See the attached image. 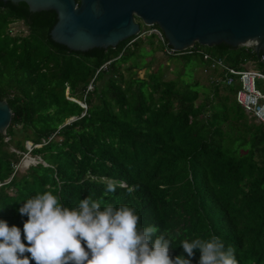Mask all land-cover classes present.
<instances>
[{
	"label": "trees",
	"instance_id": "16d2710c",
	"mask_svg": "<svg viewBox=\"0 0 264 264\" xmlns=\"http://www.w3.org/2000/svg\"><path fill=\"white\" fill-rule=\"evenodd\" d=\"M14 21L25 34H11ZM54 22L52 10L0 0V99L11 112L0 135V219L20 227L27 243L28 217L19 212L26 199L52 191L73 208L90 196L102 206L134 207L141 227L158 226L157 234L172 238V258H188L181 241L216 235L234 247L237 264H264V126L249 122L235 102L236 85L218 74L206 92L193 80H163L160 66L139 78L152 52L203 62L193 53L165 54L163 36L143 50L144 41L154 44L152 33L70 51L49 38ZM195 46L237 68L256 58L224 43ZM70 116L76 118L60 125ZM24 141L40 161L17 173ZM109 184L115 191L105 195Z\"/></svg>",
	"mask_w": 264,
	"mask_h": 264
},
{
	"label": "clouds",
	"instance_id": "9594fccd",
	"mask_svg": "<svg viewBox=\"0 0 264 264\" xmlns=\"http://www.w3.org/2000/svg\"><path fill=\"white\" fill-rule=\"evenodd\" d=\"M109 184L105 195L114 192ZM19 212L27 216L21 229L0 219V264H237L235 249L216 235L185 239L184 252L172 258L173 240L158 226L139 225L140 216L127 204L114 206L90 196L69 208L52 191L26 199ZM30 254V255H26Z\"/></svg>",
	"mask_w": 264,
	"mask_h": 264
},
{
	"label": "water",
	"instance_id": "95a60500",
	"mask_svg": "<svg viewBox=\"0 0 264 264\" xmlns=\"http://www.w3.org/2000/svg\"><path fill=\"white\" fill-rule=\"evenodd\" d=\"M23 2L28 11L52 10L49 38L70 51L115 47L140 34V24L155 25L174 51L195 44L224 43L264 52V0H1ZM137 18V20H135ZM11 112L0 99V135ZM75 116L63 119L69 123Z\"/></svg>",
	"mask_w": 264,
	"mask_h": 264
},
{
	"label": "built area",
	"instance_id": "2783aa9c",
	"mask_svg": "<svg viewBox=\"0 0 264 264\" xmlns=\"http://www.w3.org/2000/svg\"><path fill=\"white\" fill-rule=\"evenodd\" d=\"M152 30L157 33L159 39H162L159 29L152 28ZM141 33L142 31L139 35H141ZM244 48L250 49L249 52H254L249 46ZM164 52L170 56L179 55L181 53H193L199 56L203 62L201 72L207 76L208 81L215 83L218 81V74H222V83H225L226 85H236V89L232 93L235 102L240 105L248 118H251L256 123L264 126V92L258 90L254 85L256 79L264 81V52L256 55L254 62L259 65V68L257 69L235 68L228 63L224 55H213L195 45L182 51H174L170 47H165ZM90 88L91 84H88L86 89L89 90ZM78 103L83 109H85L83 103ZM28 144L29 146H27L26 150L27 153H29L32 147L30 143Z\"/></svg>",
	"mask_w": 264,
	"mask_h": 264
},
{
	"label": "rangeland",
	"instance_id": "374dc122",
	"mask_svg": "<svg viewBox=\"0 0 264 264\" xmlns=\"http://www.w3.org/2000/svg\"><path fill=\"white\" fill-rule=\"evenodd\" d=\"M10 32L11 34H19L23 35L26 32L25 26L21 23V21H14L10 25ZM151 26H140V31H142L140 38H144V36L152 33L154 34L152 39L153 45L149 46L147 44V41H144L142 43L143 50L147 51L151 47L155 45V39H159L157 33H155ZM128 46H131L132 43L128 42ZM144 61L149 63V67L141 68L140 70H136V76L139 78H146L148 72H155L158 67L160 66L162 69V79L163 80H169V79H184V80H193L199 83L200 90L204 89L206 92H210L209 90V84H208V78L206 75H204L201 72V66L202 63L200 61H189V62H181L180 60H177L175 58H169L164 59L161 57V55L158 52H152L151 54H146L144 57ZM183 65L186 69H183ZM257 69V67L255 68ZM186 74H185V72ZM255 87L260 90L261 92H264V81L256 79L254 82ZM201 100V93L200 97L197 99L196 102ZM249 122L255 123L253 120L248 119ZM55 139H59L58 137ZM7 138H4V141H6ZM29 141H24V148L27 150V146H29ZM10 151H13L14 149L12 147L8 148ZM17 155L19 156L18 162L14 165L15 170L17 173L21 172L24 168H26L30 164H34L36 162H39V158L37 156H32L31 154L27 152H17Z\"/></svg>",
	"mask_w": 264,
	"mask_h": 264
},
{
	"label": "crops",
	"instance_id": "0c3cea01",
	"mask_svg": "<svg viewBox=\"0 0 264 264\" xmlns=\"http://www.w3.org/2000/svg\"><path fill=\"white\" fill-rule=\"evenodd\" d=\"M245 49V48H244ZM254 53V52H253ZM255 56H256V54H255ZM255 59H253V63H251V64H253V65H251V64H249L248 62H246L244 65H243V67L242 68H246V69H250V68H256L257 66V68H259V65L258 64H256L255 62ZM249 64V65H248ZM235 68H237V67H235ZM246 115V114H245ZM247 116V115H246ZM248 118V117H247ZM248 119H250V120H252L251 118H248ZM254 121V120H253ZM255 122V121H254ZM256 123V122H255ZM256 124H259V123H256Z\"/></svg>",
	"mask_w": 264,
	"mask_h": 264
},
{
	"label": "flooded vegetation",
	"instance_id": "af4514ba",
	"mask_svg": "<svg viewBox=\"0 0 264 264\" xmlns=\"http://www.w3.org/2000/svg\"><path fill=\"white\" fill-rule=\"evenodd\" d=\"M135 20H137V18H135ZM140 26H141V24H140ZM141 32V31H140Z\"/></svg>",
	"mask_w": 264,
	"mask_h": 264
}]
</instances>
